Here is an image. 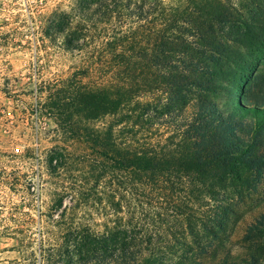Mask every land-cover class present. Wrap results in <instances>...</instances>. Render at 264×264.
Segmentation results:
<instances>
[{
  "label": "trees",
  "instance_id": "16d2710c",
  "mask_svg": "<svg viewBox=\"0 0 264 264\" xmlns=\"http://www.w3.org/2000/svg\"><path fill=\"white\" fill-rule=\"evenodd\" d=\"M260 1L78 0L71 18L59 15L83 63L65 81V122L93 152L89 175L100 171L97 185H63L71 205L61 195L55 209L72 220L44 233L40 264H264V213L242 256L226 245L234 184L251 171L256 188L264 175V82L232 57L262 38ZM94 73L100 87L83 83ZM101 116L116 121L86 124Z\"/></svg>",
  "mask_w": 264,
  "mask_h": 264
},
{
  "label": "rangeland",
  "instance_id": "374dc122",
  "mask_svg": "<svg viewBox=\"0 0 264 264\" xmlns=\"http://www.w3.org/2000/svg\"><path fill=\"white\" fill-rule=\"evenodd\" d=\"M260 3L264 6V0ZM77 4L78 0H0V264H40L44 233H56L72 220L59 216L62 208L71 205L70 194L62 193L63 185L75 176L97 185L99 167L93 177L87 172L93 152L83 140L71 136L65 122L71 114L66 97L70 87L65 81L83 63L80 53L62 42L70 30L59 31L55 23L59 15L71 18ZM257 42L253 45L258 47L237 46L232 57L247 63L249 82L262 83L264 34ZM105 78L94 73L82 80L96 88ZM62 88L64 114L53 108L57 90ZM234 98L241 99V95ZM115 117L101 116L86 124L103 130ZM57 163L61 166L54 169ZM243 175L234 184L237 190H231L235 215L226 231V245L237 257L245 251L247 228L264 213V175L256 181V188V174L245 171ZM61 195L63 205L56 210ZM80 216L78 211L76 219ZM101 221L95 216L96 223Z\"/></svg>",
  "mask_w": 264,
  "mask_h": 264
}]
</instances>
